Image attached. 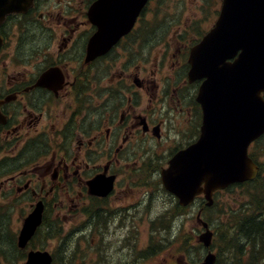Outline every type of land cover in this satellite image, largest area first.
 <instances>
[{
    "label": "flooded vegetation",
    "instance_id": "flooded-vegetation-1",
    "mask_svg": "<svg viewBox=\"0 0 264 264\" xmlns=\"http://www.w3.org/2000/svg\"><path fill=\"white\" fill-rule=\"evenodd\" d=\"M94 1L10 0L20 10L0 24V165L15 167L0 182V250L15 246V260L24 264L37 235L24 249L18 238L38 203L44 219L55 211L86 223L95 219L94 207L110 219L114 211L184 214L197 204L183 209L166 195L161 173L197 131L184 39L200 36L204 29L197 27L206 21L187 18L184 33L171 34L153 65H131L117 46L88 62L96 29L87 10ZM99 176L114 177L107 197L90 193ZM12 215L17 224L8 230ZM6 259L0 253V264Z\"/></svg>",
    "mask_w": 264,
    "mask_h": 264
},
{
    "label": "water",
    "instance_id": "water-1",
    "mask_svg": "<svg viewBox=\"0 0 264 264\" xmlns=\"http://www.w3.org/2000/svg\"><path fill=\"white\" fill-rule=\"evenodd\" d=\"M145 2L99 0L90 14L98 27L90 55L102 54L131 30ZM191 63V79H206L198 98L204 110L202 134L163 174L167 188L184 204L203 183L211 196L230 184L254 180L259 171L248 148L264 134V0H224L216 26L194 48ZM40 221L37 214L30 217L24 232L31 235ZM211 237L206 233L201 240L208 246ZM215 261L209 254L204 264ZM51 262L49 254L37 253L28 264Z\"/></svg>",
    "mask_w": 264,
    "mask_h": 264
},
{
    "label": "rangeland",
    "instance_id": "rangeland-1",
    "mask_svg": "<svg viewBox=\"0 0 264 264\" xmlns=\"http://www.w3.org/2000/svg\"><path fill=\"white\" fill-rule=\"evenodd\" d=\"M159 1L158 17H156L158 20L148 28L149 31L152 27L163 28L168 25V22L176 21L172 25L174 28L191 16L206 18L207 14L211 15L218 8L219 2L218 0ZM205 6L207 13L204 10ZM157 9L153 8L148 17L151 18ZM165 19L169 20L161 22ZM209 26H212L211 21L208 22ZM143 33L146 34L147 30L144 29ZM139 56L141 54L134 58L138 59ZM241 195L240 191L223 192L217 201V210L210 212L206 218H209L218 228V213L223 214L235 207L234 203L241 200ZM172 217H174L173 228L170 232H165L162 229L153 231L149 223L145 221V217L134 214L133 228L118 232L104 230V239L100 232L89 231L86 227L78 231L77 229L81 226L74 227L72 230L62 226L60 236L47 243L45 248L53 251L57 264H199L205 257L206 250L198 241L201 229L197 225L195 216ZM147 218L150 221L157 218V215ZM12 223L17 224L16 216H13L10 221L8 230L14 229ZM165 225L166 222L164 229ZM152 245L156 255L149 258L142 257L143 251ZM8 263L23 264L18 260H11Z\"/></svg>",
    "mask_w": 264,
    "mask_h": 264
},
{
    "label": "trees",
    "instance_id": "trees-1",
    "mask_svg": "<svg viewBox=\"0 0 264 264\" xmlns=\"http://www.w3.org/2000/svg\"><path fill=\"white\" fill-rule=\"evenodd\" d=\"M260 147L264 148V138ZM256 149L252 156L258 158ZM260 165L262 175L242 188L247 195L242 205L246 207L231 211L228 222L218 231L214 242L217 264H264V162Z\"/></svg>",
    "mask_w": 264,
    "mask_h": 264
},
{
    "label": "bare ground",
    "instance_id": "bare-ground-1",
    "mask_svg": "<svg viewBox=\"0 0 264 264\" xmlns=\"http://www.w3.org/2000/svg\"><path fill=\"white\" fill-rule=\"evenodd\" d=\"M262 218V217H261Z\"/></svg>",
    "mask_w": 264,
    "mask_h": 264
}]
</instances>
